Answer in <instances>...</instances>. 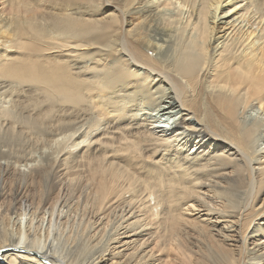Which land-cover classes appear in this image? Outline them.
Returning <instances> with one entry per match:
<instances>
[{"label":"bare ground","instance_id":"obj_1","mask_svg":"<svg viewBox=\"0 0 264 264\" xmlns=\"http://www.w3.org/2000/svg\"><path fill=\"white\" fill-rule=\"evenodd\" d=\"M1 2L0 264L264 261V0Z\"/></svg>","mask_w":264,"mask_h":264},{"label":"rangeland","instance_id":"obj_2","mask_svg":"<svg viewBox=\"0 0 264 264\" xmlns=\"http://www.w3.org/2000/svg\"><path fill=\"white\" fill-rule=\"evenodd\" d=\"M2 2L0 4V8H3V7L5 8L6 5L5 4L3 5ZM106 10H108L107 13H106V15H107L109 13V11H113L114 8L113 7H108V9H106ZM126 21H129V19H126ZM124 27H125L124 29L126 31H128L129 29L131 30L132 27L130 25V21L129 22H126V24L124 25ZM149 54L151 56H156V52H154L152 50L149 51ZM137 69H139V68H137ZM143 70L144 69L142 68L141 69V72ZM143 72H145V71H143ZM150 77H151V79L153 78V76H150ZM150 77H149V79H147L148 81H151ZM153 92H154L153 94H155L156 96L159 95L160 98L162 97L161 95H163V92L162 91H159V93H156V91L154 90ZM7 99H8V97L4 96V103L5 104L7 103L6 105L9 106L10 103H11V101H6ZM144 100L142 98H139L138 101L136 100L137 103L134 102V104H133V102H132V103L129 104L130 108L135 109V113L137 115V118H141L143 120L144 119H147L149 121H161V120L162 121H165V120H168L169 118H170V120L172 122L174 120H178L177 118H179L178 116H180V114H178L176 112L178 111L179 108L174 109L175 111L173 110L174 112L172 113V115L163 114L164 112L162 111L163 108H161V106L166 105L168 103V101H169L168 99L166 101L165 100L163 101V100L160 99L159 100L160 102L157 105H155V103L150 102L149 100H147V101H144ZM1 101L3 102V98L0 96V102ZM131 104H133V105L136 104V105L135 106H131ZM86 111H84L85 114L84 113L82 114V116L78 119V122H76V124L71 129H69V130H67V131L64 132V136H66V138H65L64 141H61V140L60 141L52 140L50 143H47L44 146L30 145V147H27L25 145V147L28 150L31 149V151H33V153H34V155H32L33 158L36 161L43 162L45 160V158L48 157V156L51 157V156L58 155L60 153V151H61V147L63 148L65 145H67L68 142L79 141V140L85 139L87 137L92 138L95 134L99 133L100 131H104L107 128L106 126L108 124V121L107 120L109 119V116L108 117L101 116L100 115V112H99V109H97V108H89V110H86ZM250 113L255 114L253 112V110H251ZM248 114H246V115H248ZM261 115H262V117H264L263 114H261ZM111 116H112V114H111ZM250 118H252V117H248V119H250ZM111 119L112 118L110 117V120ZM162 121H161V123H163ZM75 129H76V131H75ZM74 132H76V133H74ZM68 133L69 134L72 133L74 135H71V134L68 135ZM61 135H63V134H61ZM61 135H60V137H61ZM70 137H71V139L69 140ZM257 137H258V140H257V142L255 144L254 150L257 151L256 153L264 152V128L258 131ZM61 144H64V145L61 146ZM68 145H69V143H68ZM78 148L76 150H78ZM215 211H217V210H215ZM255 223H256V227H257V223H260V224L263 223V226H261V229H260L261 231L259 233H256L255 234L256 235V238L259 239L260 236H262L261 234L264 232V219L263 218H260L259 220L255 221ZM11 225H12V223H11ZM253 227H255V224H253V226L250 228V230H249L248 233H251V231L253 230ZM10 228H12V227H10ZM257 241L258 240H256V242ZM261 241H264V238H261V240L257 242L259 244V246L261 244H264V242H261ZM260 256H261V252L259 254H257L255 260H252V262L254 264H263L264 261L259 262L260 261L259 260L260 259ZM94 257H96V256H94ZM92 260H93V257L90 259V262Z\"/></svg>","mask_w":264,"mask_h":264}]
</instances>
